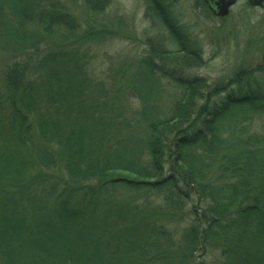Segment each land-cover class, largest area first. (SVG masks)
I'll return each mask as SVG.
<instances>
[{"label":"trees","instance_id":"obj_1","mask_svg":"<svg viewBox=\"0 0 264 264\" xmlns=\"http://www.w3.org/2000/svg\"><path fill=\"white\" fill-rule=\"evenodd\" d=\"M83 1L93 14L108 2ZM148 6L177 48L151 44L128 115L87 73L74 15L0 0V49L53 42L0 85V264H199L208 249L264 264V54L225 81L185 75L204 64L199 42L175 0ZM188 218L176 239L169 224Z\"/></svg>","mask_w":264,"mask_h":264},{"label":"rangeland","instance_id":"obj_2","mask_svg":"<svg viewBox=\"0 0 264 264\" xmlns=\"http://www.w3.org/2000/svg\"><path fill=\"white\" fill-rule=\"evenodd\" d=\"M46 4H47V0ZM56 7L70 12L79 23V33L86 34L78 45L87 73L101 82L109 92L122 99L128 115L135 114L140 101L132 89V79L141 68L140 61L151 44L177 48V44L153 10L148 0H108L100 14H93L83 0H48ZM181 24L199 42L204 64L184 70L185 75L201 76L211 82L225 81L240 68H253L264 54V9L238 0L225 17L207 12L199 0H175ZM53 44L49 40L38 53H21L0 49V85L7 66L13 62L30 61L43 57ZM50 62L46 68H49ZM264 121H255V131H262ZM190 222L171 223L170 230L179 239ZM196 262L219 263L218 250L200 251Z\"/></svg>","mask_w":264,"mask_h":264},{"label":"water","instance_id":"obj_3","mask_svg":"<svg viewBox=\"0 0 264 264\" xmlns=\"http://www.w3.org/2000/svg\"><path fill=\"white\" fill-rule=\"evenodd\" d=\"M216 17H225L238 0H205ZM251 5L264 9V0H247Z\"/></svg>","mask_w":264,"mask_h":264}]
</instances>
